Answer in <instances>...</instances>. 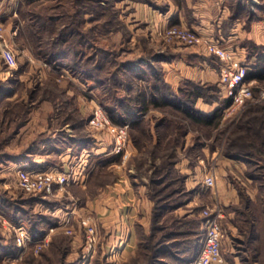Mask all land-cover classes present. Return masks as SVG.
Instances as JSON below:
<instances>
[{"label":"trees","instance_id":"obj_1","mask_svg":"<svg viewBox=\"0 0 264 264\" xmlns=\"http://www.w3.org/2000/svg\"><path fill=\"white\" fill-rule=\"evenodd\" d=\"M131 1L164 10V5L156 4L155 0ZM115 2L116 0H69L66 4L47 6L39 0H22L17 9L18 16L12 18L13 27L17 29L18 24L22 22V29L17 32L16 42L20 48L28 49L34 57L48 64L53 70H66L85 83L88 89L94 92V97L106 110L113 124L128 125L129 140L138 152L145 147L144 140H152L150 122L145 120L149 111L156 110L162 115L154 125L157 138L151 153L154 159L160 157L156 151L161 149L159 145L163 137L169 133L161 128L174 124L175 132H171L173 136L170 135L164 145L170 151L165 155L166 159L160 157L163 161L155 167L156 174L160 173L161 179L152 183L156 186L164 182H173L179 178L174 165L177 160L176 148L183 146L187 133L185 123L216 128L220 120V111L229 104V100H222L221 107L213 114H204L197 109L196 102L200 99L206 103L216 101L219 90L215 84L184 79L176 90L173 89L162 75L160 62L167 57L156 52L149 45L147 38L139 37L135 48L128 47L129 31L118 18ZM172 2L188 11L185 0ZM251 6L250 0H229L230 19H242L246 24L251 23L258 18L251 10ZM42 9H45V12ZM85 11L92 13V18L88 21L91 26L83 30L86 22L83 17ZM122 26H124L122 40L115 43L111 36L121 32ZM247 43L252 46L248 51V57L254 56L255 59L249 63L245 79L261 82L264 80V44ZM11 92L12 89L0 88V98L10 95ZM83 95L87 98L92 97L88 93ZM32 96L28 94V100L22 98L14 102L13 105L19 111L15 115L9 112V116L15 118V121L18 117L21 118L17 121L14 132L26 122L33 107L29 105ZM254 111L261 115H251ZM255 124L257 127L253 128ZM263 129L264 105L244 115V119L234 130V133L242 130V135L229 138L222 155L230 159H243L248 164L252 163L251 158L254 156L264 159ZM119 158L120 155L115 154L106 160V164L117 162ZM256 174L254 170L247 172L245 176L252 181L264 177L260 175L257 177ZM181 183L179 188L173 189L169 194L166 193L167 185L153 195L155 206L151 233L145 236L144 242L138 244V253L145 260L143 264H188L199 251L202 220L173 214L177 207L184 205L192 196V191L186 190L183 182ZM238 190L241 203L240 206H235L234 211L238 215L237 219L244 216L238 221L243 225L240 229L246 233L249 245L245 250L256 253L258 249L252 245L258 240L263 241L264 224L262 228L259 227L260 219L254 215L250 207L256 201L249 198L240 188ZM179 192L175 200L169 201V204L164 203L166 197ZM23 194L26 197L22 200L3 199L0 195V209L8 211V217L13 223L23 224L32 239H40L47 228L57 225L58 218L53 214L35 213L32 206L37 203L54 206L46 199ZM0 247L2 252L13 256L20 249L16 243ZM136 261L135 264H140Z\"/></svg>","mask_w":264,"mask_h":264},{"label":"rangeland","instance_id":"obj_2","mask_svg":"<svg viewBox=\"0 0 264 264\" xmlns=\"http://www.w3.org/2000/svg\"><path fill=\"white\" fill-rule=\"evenodd\" d=\"M16 2V1H15ZM22 2V0H19V3ZM39 2L46 4L47 6H51L53 4H66L69 2V0H39ZM37 8V7H36ZM44 8V7H43ZM115 8L118 10V18L124 22L122 19L126 15L128 17V11H124L122 9V6H119V0H116L115 2ZM43 12H45V9H42ZM88 10V9H87ZM90 11V10H88ZM51 12V11H48ZM57 12V10L55 11ZM84 19L85 24L83 25V30L89 28L91 25L89 24V20L92 18V13L85 11ZM52 13V12H51ZM18 16V15H17ZM9 21H7V18L1 17L0 23H2L4 26H7ZM133 23V22H132ZM125 24V23H124ZM11 25L10 22L8 26ZM18 30L21 31L22 29V22L18 24ZM123 25V24H121ZM13 26V23L12 25ZM127 26V23L125 24ZM138 26V24H137ZM124 26L121 27V33L124 30ZM127 28V27H126ZM126 30V29H125ZM128 30V29H127ZM19 33V31H18ZM154 41L155 46L158 47H167L168 45L172 44H164L162 42H156ZM175 44V43H173ZM247 46L249 45L246 43ZM256 44V43H255ZM136 42L129 44L128 47L135 48ZM263 45V44H260ZM19 47V45L17 44ZM184 46V45H183ZM198 46V45H197ZM252 46H248V50H251ZM139 51V50H138ZM19 56L20 53H16ZM18 56V66L21 64L22 68L24 70H31V75H27L30 80V86L27 81L16 83L15 80H13L14 75H8L6 78L2 76L0 78V88L2 89H12L17 90L18 97L17 98H23L27 99L28 94L33 95L31 98V102L29 105L33 106L31 111L36 110L37 105L40 100H42L45 97H49V99L55 98V99H66V102H68L69 107H73L76 102L72 100V97L70 96H63L61 97L59 91L54 88L52 85H45L40 84V78H39V68L34 67V65L31 63L28 65L25 63L24 57ZM208 58L212 64H214V59H212L211 55H208ZM207 59V58H206ZM40 62L41 65L48 66L47 68L53 70L52 67H50L45 62L36 59ZM33 62V61H32ZM31 68V69H30ZM199 82V81H198ZM251 83L252 88V99L247 101L246 104L241 107L238 110H235L234 112L226 111L227 106H225L220 111V120L216 128H213L212 126L207 127L203 125H192L185 123V127L187 130V133L184 136L183 140V146L177 147V160L178 162L181 158H188L189 160V166L194 170V167L200 162L206 171H203L204 176L209 173V171L213 170L214 166L216 165L218 160V157L221 158H227L222 155V152L228 142L229 138H236L238 135H242L243 131H236L234 133V130H236V127L241 123L242 119H244V115L250 110H255L257 108H260L264 105V80L261 82L256 81H248ZM200 83H212L216 85V88H218V94L216 95V101L213 103H206L202 99L198 100L196 102L197 109L204 114H213L219 107H221L222 100H225L221 93V88L219 86L218 82H200ZM17 84V85H16ZM49 84V83H48ZM72 90L75 89V87L70 86ZM78 93V115H79V109H81L82 105V99L79 100L81 92L78 89H75L73 93ZM5 97L0 98V195L5 198H11L16 200H22L25 199L24 192L17 189L14 184V171L12 170L14 164L21 163L18 159L20 155L16 153H9L11 152V131L15 129V126L17 124V121H20V117L16 119V121L11 118L9 115L11 112H13L12 115H15L17 111H19L13 104L15 101H3ZM71 98V99H70ZM28 100V99H27ZM72 100V101H71ZM76 100V99H75ZM34 102V104H32ZM99 104L101 107H103L100 102L96 103ZM93 108V107H92ZM204 108V109H203ZM85 110L86 107H85ZM10 112V113H9ZM83 112V110H82ZM92 109L85 111V115L87 118L84 120L83 128H84V134L87 137L92 136L87 128H86V121L88 117L91 115ZM58 114H61V110L57 112ZM77 113V112H76ZM251 115H261V113H257L254 111V113H251ZM162 116V115H161ZM160 116V117H161ZM174 120V119H170ZM157 121L155 122V124ZM173 124V123H172ZM174 125V124H173ZM173 125L169 126L167 125L164 128H161V130H165L169 132L167 135L163 137V141L161 142V145L159 147L161 149H158L156 151L157 155L160 157L165 158V155L167 152L169 153L170 150H167L165 148V141L169 138L170 135H172L171 132H175V129L173 128ZM257 127L255 124L253 128ZM264 132V129L262 130ZM91 134V135H90ZM96 134H106L103 132H97ZM100 135V136H101ZM94 136V135H93ZM106 136L109 137V135L106 134ZM173 136V135H172ZM186 136H188V144H186ZM93 138V137H92ZM98 138H100L98 136ZM110 138V137H109ZM24 140V139H23ZM18 143H20L18 152L21 154L26 149V140H24L21 143V139L18 140ZM157 143V142H156ZM155 143V144H156ZM143 147L140 152L145 153V158H140L138 156H134L133 158L130 156L126 160L124 164H122L121 156L119 158V161L117 162H111L106 164V160L109 157H106L104 155L97 156V157H91L93 160L92 162H95V167L92 170V172H86L84 181L78 185V187L74 186L73 184L66 186L63 190L56 191L55 195L53 197H49L48 200L50 204H52L54 207L49 206L48 204L44 203H37L32 206V211L35 213H41V214H55L54 216H58L60 220L64 219L66 216H69L70 218V226L72 227V233L66 234L62 232L61 230H56L52 235L49 237L48 243L45 244H37V243H30L27 242L26 245L20 246L19 251L16 253L15 256L2 252V247H0V264H80V251L85 239V234L83 232V228L79 225V219L83 218L87 215H94L98 217L99 221V243L97 247L96 254L94 255L91 262L87 264H135V260H137V263L143 264L144 258L143 256H140L138 253V244L140 242H144L145 236H148L151 232V225H152V216H153V209L155 206V199L153 198V195L160 190V188L167 187L166 193L169 194L173 189H177L182 185L181 182H183L184 187L188 191H192V196L189 198V200L182 206L177 207L173 214L176 216H189L194 217L202 220L201 218V211L206 206L213 207L217 206L220 208L223 212V218H222V228L224 230V241H223V248L226 249V251L229 253L226 257H229L230 253L233 256H238L240 259L239 264H264V237L263 241H259L252 245V247L257 248V252L253 253L252 250L246 251L249 247L247 244V237L246 233L242 232L240 229L243 227L241 225V222L238 220L241 218H244V216L239 217L237 219L236 213H235V206H240L241 199L239 196V188L242 190L243 193H245L247 196L250 194L253 196V200L256 202L251 204V208L253 210V213L256 217H258L260 220L259 227H263V220H264V169L262 167L264 166V159L260 156H254L251 158L252 163L248 164L243 159H230L234 161L242 162L245 166V169L239 173L235 170L233 172L235 174L230 175L229 181L230 184L234 187L236 190V194L238 195V202L237 203H229L228 205H224L220 200H218V197L213 198L209 203L206 202H199L198 199L194 200L192 205H189V202L194 199V196L199 192L200 195H206L207 193L216 190V182L215 186L212 189H205L202 185V179L198 185L197 188L193 189H187L185 186V178L186 174H183L175 169L176 175H179L178 180H174L173 182H164L161 185H153L152 182H158L155 180L161 179L160 173L156 174L155 167L156 165H160L161 158L152 156V147L155 144H152L151 140H144L143 141ZM147 145V147H146ZM139 152V153H140ZM207 156H206V153ZM214 152V153H213ZM117 155V154H116ZM119 155V154H118ZM111 157V156H110ZM166 159V158H165ZM199 163V164H200ZM121 170L118 169H112V165H121ZM176 164V163H175ZM146 165V166H145ZM145 167V168H144ZM133 169L136 173L134 176H138V178L145 180V182H137V184H141L145 186V193H139L138 186L135 182H131L130 179H132L131 174L129 172L130 169ZM144 168V169H143ZM131 169V170H132ZM143 169V170H142ZM115 170V171H114ZM256 170L258 177L259 175L262 177V179H256V181H252L251 179H248L245 174L247 172H254ZM260 170V171H257ZM121 173V174H120ZM120 174L125 176L128 180V183L130 185V188L132 190L133 199L127 200V199H120V206L122 210H126L127 214V222H130V226L133 227L135 237H134V247L130 253L129 248H127L123 255L122 250L120 249V235L119 239L118 236L111 235L108 230L106 229V219L102 217V215L97 214L94 211V206L99 203V206L104 207L105 205L110 203V200H107L108 198V191L111 190L110 187L115 183V179H117V175ZM163 174V173H161ZM185 178H183L184 176ZM237 177H236V176ZM182 178V181H181ZM249 182H247V180ZM154 180V181H153ZM236 182H233V181ZM137 186V187H135ZM23 192V193H22ZM180 194L176 193L175 195H171L170 197H166L165 202L169 204L168 202L171 200H175L177 195ZM162 196H166V194H162ZM116 199H118L116 197ZM76 200V207L75 212L72 214L71 212L74 209V201ZM109 201V202H108ZM111 204V203H110ZM44 208H48L49 211H44ZM52 212V213H51ZM9 213L8 211H4L0 209V216L6 220L9 223H13L10 218L8 217ZM123 218H126L125 216ZM202 223V222H201ZM120 224V223H119ZM202 225V224H201ZM126 226V225H125ZM6 225H3L0 223V246H4L5 244L10 243H16L15 236L13 233H10L5 228ZM129 227V226H128ZM48 231V228L46 230V233ZM44 234V236L46 235ZM126 233V232H125ZM124 233V234H125ZM43 237V236H42ZM125 238V236L123 235ZM37 240V239H35ZM127 241V240H126ZM125 243V242H124ZM17 244V243H16ZM19 246V245H18ZM226 254H224L225 257ZM231 257V258H232ZM170 262V261H169Z\"/></svg>","mask_w":264,"mask_h":264},{"label":"crops","instance_id":"obj_3","mask_svg":"<svg viewBox=\"0 0 264 264\" xmlns=\"http://www.w3.org/2000/svg\"><path fill=\"white\" fill-rule=\"evenodd\" d=\"M155 2L156 4H163L164 10L131 0H119V6H122L124 11H128V17L125 15L122 20L125 24L127 23L126 27L129 31L130 42L135 43L139 37H145L149 45L156 52L162 53L167 57V59L160 62L162 75L164 80L175 90L184 79L199 82H218L221 64L213 56L212 59L216 60L214 64L209 61L210 58H208L205 45L203 44L198 46H183L182 44L175 43L164 48L155 46L154 38L150 37L154 25L157 28H165L172 24L187 26L196 31L203 40H208L209 38L219 39L224 46L233 50L238 59L248 63L253 62L255 57H248L249 50L246 43L264 44V0H250L252 4L251 10L255 12L258 18L249 24H246V21L242 19H230L229 0H185L188 11H185L184 7L179 8L172 0H155ZM18 6L19 0H16V2L0 0V18H7V21L12 25V18L17 17ZM8 24L5 26L8 43L18 51L25 49L32 57L33 62H29L24 56H19L24 57L26 59L25 63L28 65L32 63L34 67L39 68L40 84L52 85L59 91L61 97L70 96L76 102L73 107H69L66 99H49V97H45L40 100L36 107L37 109L32 110L28 114L26 122L22 126L17 127L15 132L14 130L11 131V152L9 153L20 155L18 158L21 163H27L33 167H57L60 171L65 172L69 170V165H73L75 173L82 172L80 181L83 182L85 173H91L95 167V162H92L91 157L101 155L110 157L115 155L111 151V139L106 134L93 133L94 136L92 135L90 137L84 134L82 123L87 118L84 116V113L92 109L99 101L94 97V92L90 91L88 86L78 80V78L73 77L66 70H51L47 68L48 66L41 65L28 49L18 47L16 42L18 29L11 25L8 26ZM12 31H16V36H12ZM111 39L115 43H120L122 33L112 34ZM31 73V70H24L21 64L16 68H9L0 59V78L4 75L6 78L8 75L13 74V80L17 84L27 81L30 86L31 79L27 75H31ZM70 84L75 89H79L82 94L80 95L82 97L79 98V100L82 99L79 115L78 93H73L75 89L72 90L69 86ZM85 93L90 94L92 97H85L83 95ZM4 97L3 101H17L22 99H16L18 97L17 90H12L10 95H5ZM85 107L87 110H85ZM60 110L61 114H58L57 112ZM160 116L161 113L156 110L149 111L145 116V120L150 122L152 144L157 142L154 125ZM19 139H21V143L26 140V149L21 154L18 152L20 146V143H18ZM188 139V136H186V144H188ZM126 149L129 157L131 156L133 158L135 155L140 158L146 157L144 152L139 151V153L136 150L130 140L128 141ZM218 160L213 170H210L208 173L212 174L215 178L216 190L206 195H200L198 192L194 196V199L189 202V205H192L196 199L202 203H209L216 196L224 205L238 202V195L232 184H230L231 181L229 179L231 177L230 175L235 174L233 170L241 173L245 169V166L242 162L226 158L218 157ZM199 163L194 167L193 171L189 166L188 158L183 157L175 164L177 171L186 174L185 186L187 189L197 188L204 176L203 171L206 170ZM122 164L117 166L112 165V169L116 168L121 170L123 169L121 167ZM131 169L129 170L132 173V179L130 181L136 183L140 194L145 193V186L139 183L137 184V182H145V180L134 176L136 173ZM120 174L117 175L118 178L115 179V183L110 187L111 190L108 191L107 200H110L111 197V204L109 203L101 207L98 203L94 206V211L106 219V229L111 235H120V249L123 255L124 251L129 247L128 253L132 251L135 233L133 227L129 225L130 222H127V212L126 210H122L120 199L122 198V201L124 198L127 200L133 199L134 194L126 177L123 175L120 176ZM73 185L78 187L76 184ZM248 196L252 200L254 199L252 195L249 194ZM76 205L75 200L73 210H76L75 208L78 207ZM44 211L47 212L49 209L44 208ZM124 216L126 218H123ZM222 254L223 257L226 254L223 264L240 263L238 256L232 257L230 253L229 257H226L229 253L225 248L222 249Z\"/></svg>","mask_w":264,"mask_h":264},{"label":"built area","instance_id":"obj_4","mask_svg":"<svg viewBox=\"0 0 264 264\" xmlns=\"http://www.w3.org/2000/svg\"><path fill=\"white\" fill-rule=\"evenodd\" d=\"M16 1V0H10ZM16 36V31L11 32ZM150 37L164 44L179 43L184 46L205 45L208 55L217 58L221 64L219 72V86L222 96L229 100L226 111L234 112L243 107L247 101L252 99L251 83L245 77L249 70V63L241 61L235 56L232 49L224 46L219 39L209 38L203 40L202 37L193 29L183 25H171L165 28L153 26ZM20 53L29 62L32 57L25 49L16 50L10 45L6 37V27L0 23V59L9 68L18 67V54ZM87 130L93 134L103 132L109 135L112 144V153L119 154L124 164L129 157L127 144L129 141L128 125H115L111 122L106 110L99 104L92 108L91 115L86 121ZM88 156V155H87ZM15 187L24 193L42 199L53 197L56 191L63 190L71 184L79 185L82 183V172L75 173L73 165H69L68 171H60L57 167H33L27 163L14 164ZM205 189H212L215 186V178L212 174H206L202 179ZM75 210L71 213L73 214ZM58 218V216H56ZM202 225L200 247L197 255L188 264H223L224 257L222 247L224 241V230L222 228L223 212L217 206L208 207L201 211ZM70 218L66 216L55 226L48 228L45 236L40 239H32L28 235L26 227L19 223H9L0 216V223L6 225L7 231L13 233L17 245L24 246L27 242L37 244H47L50 235L56 230L66 234H71ZM79 225L83 228L85 239L80 251V264L91 262L96 254L99 243V221L94 215H87L79 219Z\"/></svg>","mask_w":264,"mask_h":264}]
</instances>
